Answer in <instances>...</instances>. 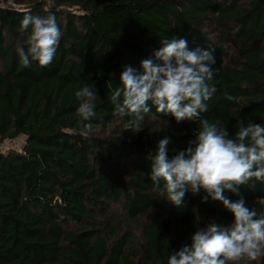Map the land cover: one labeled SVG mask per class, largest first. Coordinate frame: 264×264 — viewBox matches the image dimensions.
I'll use <instances>...</instances> for the list:
<instances>
[{
  "label": "trees",
  "instance_id": "16d2710c",
  "mask_svg": "<svg viewBox=\"0 0 264 264\" xmlns=\"http://www.w3.org/2000/svg\"><path fill=\"white\" fill-rule=\"evenodd\" d=\"M13 1L24 8H0V143L24 140L0 151V264H167L198 228L230 223L221 202H201L203 190L177 209L150 179L158 141L170 137L171 158L199 121L177 123L152 106L136 131L110 97L125 65L139 70L162 40L185 38L190 49H215L217 91L202 117L233 134L239 120L264 125V0ZM49 12L62 32L52 63L24 67L23 16ZM86 84L97 91L88 138L74 95ZM239 193L264 216V181ZM238 264H264V255Z\"/></svg>",
  "mask_w": 264,
  "mask_h": 264
},
{
  "label": "clouds",
  "instance_id": "9594fccd",
  "mask_svg": "<svg viewBox=\"0 0 264 264\" xmlns=\"http://www.w3.org/2000/svg\"><path fill=\"white\" fill-rule=\"evenodd\" d=\"M31 32L17 54L24 67L38 61L47 67L55 56L62 32L54 13L47 16L25 14L20 30ZM153 56L140 62V69L125 65L120 74V86L110 100L115 114L133 117L129 128L141 129L143 114L152 106L159 113L171 114L177 123L199 121L200 130L189 146L169 157L170 137L160 139L151 161L150 179L166 190V198L179 209L187 192L198 194L201 202L219 201L233 214L228 223L211 222L198 228L191 244L169 253L167 264H238L255 261L264 255V216L246 206L239 186L252 178L264 181V125L237 121L235 133L218 127L202 117L209 109L206 103L217 91L209 82L214 77L215 49L197 46L189 48L185 38L164 39ZM79 101L77 114L81 118L83 135L93 132L91 121L97 116V91L89 85L74 93ZM229 101L236 98L225 93ZM151 102V104H149ZM240 196L235 201L225 191Z\"/></svg>",
  "mask_w": 264,
  "mask_h": 264
},
{
  "label": "rangeland",
  "instance_id": "374dc122",
  "mask_svg": "<svg viewBox=\"0 0 264 264\" xmlns=\"http://www.w3.org/2000/svg\"><path fill=\"white\" fill-rule=\"evenodd\" d=\"M24 138L22 136H18L12 140H4L0 143V151H7L10 149H20L23 144Z\"/></svg>",
  "mask_w": 264,
  "mask_h": 264
},
{
  "label": "built area",
  "instance_id": "2783aa9c",
  "mask_svg": "<svg viewBox=\"0 0 264 264\" xmlns=\"http://www.w3.org/2000/svg\"><path fill=\"white\" fill-rule=\"evenodd\" d=\"M0 8H12L16 10H22L24 6L22 4L16 3L13 0H0Z\"/></svg>",
  "mask_w": 264,
  "mask_h": 264
}]
</instances>
